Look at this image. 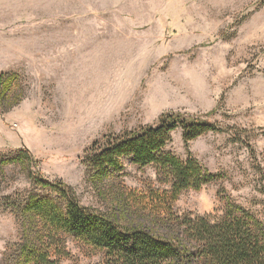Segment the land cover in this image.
Here are the masks:
<instances>
[{"label": "rangeland", "instance_id": "obj_1", "mask_svg": "<svg viewBox=\"0 0 264 264\" xmlns=\"http://www.w3.org/2000/svg\"><path fill=\"white\" fill-rule=\"evenodd\" d=\"M0 264L20 243L21 211L44 195L32 176L71 187L80 204L123 223L164 229L127 200L167 191L153 165L124 161L91 179L96 142L174 113L217 127L168 150L219 178L184 191L177 216H221L228 202L264 222V0H0ZM89 100V101H88ZM60 264L103 254L73 237Z\"/></svg>", "mask_w": 264, "mask_h": 264}, {"label": "trees", "instance_id": "obj_2", "mask_svg": "<svg viewBox=\"0 0 264 264\" xmlns=\"http://www.w3.org/2000/svg\"><path fill=\"white\" fill-rule=\"evenodd\" d=\"M178 130L183 131L186 144L218 131L210 123L168 113L156 126L96 142L85 158L94 182L122 171L127 159L139 166H156L170 190L131 192L127 200L167 234L84 207L65 183L32 176L46 194L32 195L26 201L20 212L22 238L8 248L1 264H60L53 253L65 255L67 236L101 252L98 264H264V222L242 207L228 202L218 217L177 216L174 212L184 191L199 190L219 178L194 157L181 160L168 150Z\"/></svg>", "mask_w": 264, "mask_h": 264}, {"label": "bare ground", "instance_id": "obj_3", "mask_svg": "<svg viewBox=\"0 0 264 264\" xmlns=\"http://www.w3.org/2000/svg\"><path fill=\"white\" fill-rule=\"evenodd\" d=\"M89 101V100H88Z\"/></svg>", "mask_w": 264, "mask_h": 264}]
</instances>
